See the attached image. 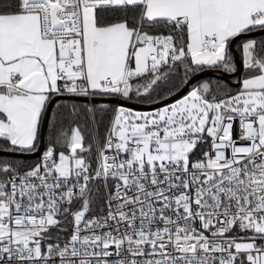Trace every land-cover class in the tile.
Returning <instances> with one entry per match:
<instances>
[{
	"label": "snow or ice",
	"instance_id": "1",
	"mask_svg": "<svg viewBox=\"0 0 264 264\" xmlns=\"http://www.w3.org/2000/svg\"><path fill=\"white\" fill-rule=\"evenodd\" d=\"M0 264H264V0H0Z\"/></svg>",
	"mask_w": 264,
	"mask_h": 264
},
{
	"label": "trees",
	"instance_id": "2",
	"mask_svg": "<svg viewBox=\"0 0 264 264\" xmlns=\"http://www.w3.org/2000/svg\"><path fill=\"white\" fill-rule=\"evenodd\" d=\"M198 80H204V79H212V80H215L217 79V76L216 75H213L212 73L210 74H206V75H203L199 78H197ZM234 80V78H233ZM195 82V81H194ZM69 100L67 99H62V100H59L58 103H68ZM76 103L78 104H81V105H84V106H87V102L83 101V100H80V99H77L75 100ZM104 101H96L95 103L97 105L103 103ZM57 108V104L54 103L52 106H51V109H50V116H49V123L46 124V127H45V134H44V143H47L48 140L51 138L52 136V128H51V122L54 120V113H55V110ZM68 125L66 124L65 127H67ZM81 127L83 128L84 127V124H83V121H81ZM85 135L87 136L88 133L87 131L85 132ZM17 158H19V155H17ZM38 159V156H32V157H28V161L31 162V161H34Z\"/></svg>",
	"mask_w": 264,
	"mask_h": 264
},
{
	"label": "water",
	"instance_id": "3",
	"mask_svg": "<svg viewBox=\"0 0 264 264\" xmlns=\"http://www.w3.org/2000/svg\"><path fill=\"white\" fill-rule=\"evenodd\" d=\"M208 74H210V73H208ZM206 75V74H205ZM203 76V75H202ZM199 77H201V76H199ZM198 77V78H199ZM80 100H83V101H87L86 99H84V98H80ZM97 101H101V100H97ZM133 103H135V102H133ZM141 107H143V108H148V107H150V105H148V104H143V105H141ZM45 127H46V124H45V126H44V128H43V130H42V139H43V142H44V134H45ZM18 155V154H17ZM32 156H36V155H32ZM32 156H30V157H32Z\"/></svg>",
	"mask_w": 264,
	"mask_h": 264
},
{
	"label": "built area",
	"instance_id": "4",
	"mask_svg": "<svg viewBox=\"0 0 264 264\" xmlns=\"http://www.w3.org/2000/svg\"><path fill=\"white\" fill-rule=\"evenodd\" d=\"M87 102V101H86Z\"/></svg>",
	"mask_w": 264,
	"mask_h": 264
}]
</instances>
